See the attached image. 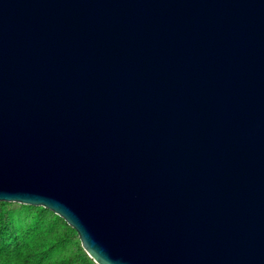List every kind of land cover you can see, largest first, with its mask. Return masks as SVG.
<instances>
[{"label": "water", "instance_id": "obj_1", "mask_svg": "<svg viewBox=\"0 0 264 264\" xmlns=\"http://www.w3.org/2000/svg\"><path fill=\"white\" fill-rule=\"evenodd\" d=\"M0 201L96 264H264V0H0Z\"/></svg>", "mask_w": 264, "mask_h": 264}, {"label": "trees", "instance_id": "obj_2", "mask_svg": "<svg viewBox=\"0 0 264 264\" xmlns=\"http://www.w3.org/2000/svg\"><path fill=\"white\" fill-rule=\"evenodd\" d=\"M14 204L16 203L0 201V264H49L46 259L53 245H59L70 238H77L76 231L66 224L60 232L49 235L50 245H47L48 238L42 235H34L32 239L33 243L30 245L25 240L30 233H17L9 221L6 207ZM27 207L36 208L37 213L42 216L49 212L54 222L62 220L61 217L44 207H34L31 205H27ZM65 262L94 264L92 259L81 248L67 257Z\"/></svg>", "mask_w": 264, "mask_h": 264}, {"label": "rangeland", "instance_id": "obj_3", "mask_svg": "<svg viewBox=\"0 0 264 264\" xmlns=\"http://www.w3.org/2000/svg\"><path fill=\"white\" fill-rule=\"evenodd\" d=\"M9 203H16L14 205H8L6 207L9 214V221L17 233H30V235L25 238L26 242L30 245H32L33 243L32 239L34 235H42L44 237H47V245H50L49 235L55 232H60L67 224L63 219L54 222L49 212H47L46 215L42 216L37 213L36 208H30L25 204L17 202ZM79 248L83 249L78 236L77 238H70L69 240L62 242L59 245H53L49 252L48 258L46 259L47 263L74 264V262L68 263L65 262V260ZM93 263L96 264L94 261Z\"/></svg>", "mask_w": 264, "mask_h": 264}]
</instances>
